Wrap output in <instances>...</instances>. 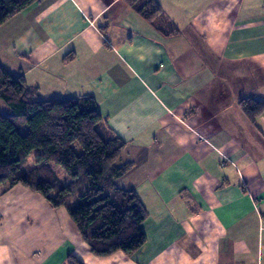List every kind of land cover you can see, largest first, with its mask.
Returning a JSON list of instances; mask_svg holds the SVG:
<instances>
[{
    "label": "crops",
    "instance_id": "0c3cea01",
    "mask_svg": "<svg viewBox=\"0 0 264 264\" xmlns=\"http://www.w3.org/2000/svg\"><path fill=\"white\" fill-rule=\"evenodd\" d=\"M37 0L0 25V65L40 100L91 96L147 211L131 255L91 253L64 207L0 194V264H264V0ZM176 33L168 35L171 30Z\"/></svg>",
    "mask_w": 264,
    "mask_h": 264
},
{
    "label": "trees",
    "instance_id": "16d2710c",
    "mask_svg": "<svg viewBox=\"0 0 264 264\" xmlns=\"http://www.w3.org/2000/svg\"><path fill=\"white\" fill-rule=\"evenodd\" d=\"M35 1L0 0V25ZM124 1L149 23L161 16L156 0ZM0 100L9 108V113L0 110V194L22 185L51 206L64 207L95 256L131 255L140 249L146 240L142 223L147 211L134 191L116 185L131 164H118L124 142L100 133L102 118L94 98L40 100L36 88L0 65ZM239 105L256 126L255 120L264 114V101L245 97ZM25 124L28 131L21 134ZM36 148L41 152L27 163ZM53 164L65 170L68 182L61 181ZM67 264L82 263L69 255Z\"/></svg>",
    "mask_w": 264,
    "mask_h": 264
},
{
    "label": "rangeland",
    "instance_id": "374dc122",
    "mask_svg": "<svg viewBox=\"0 0 264 264\" xmlns=\"http://www.w3.org/2000/svg\"><path fill=\"white\" fill-rule=\"evenodd\" d=\"M0 110L4 113H9V108L6 106V104L2 100H0ZM19 131L21 134H25L28 131V126L26 124L21 126ZM75 150L79 152L80 148L78 146H75ZM40 152H41V149L39 148L33 149L31 153L29 154V156L27 157V163L32 164L36 158V155ZM52 168L55 171V173L58 175V177L61 179L62 182L64 183L68 182L69 176L65 172V170H63L60 166L55 165V164L52 165Z\"/></svg>",
    "mask_w": 264,
    "mask_h": 264
}]
</instances>
